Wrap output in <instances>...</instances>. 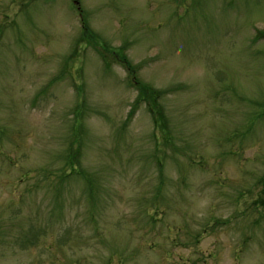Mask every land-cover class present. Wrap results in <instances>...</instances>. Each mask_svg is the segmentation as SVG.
I'll use <instances>...</instances> for the list:
<instances>
[{
	"label": "rangeland",
	"instance_id": "rangeland-1",
	"mask_svg": "<svg viewBox=\"0 0 264 264\" xmlns=\"http://www.w3.org/2000/svg\"><path fill=\"white\" fill-rule=\"evenodd\" d=\"M78 1L0 0V264H264V0Z\"/></svg>",
	"mask_w": 264,
	"mask_h": 264
},
{
	"label": "trees",
	"instance_id": "trees-1",
	"mask_svg": "<svg viewBox=\"0 0 264 264\" xmlns=\"http://www.w3.org/2000/svg\"><path fill=\"white\" fill-rule=\"evenodd\" d=\"M256 34H257V39H260L261 33L260 34L256 33ZM107 53L108 52H106L105 54H107ZM105 54H104V56L107 57L108 55H105ZM113 55L116 58V60H118L126 68L128 76L130 78H132V83L134 84V87L139 89V91L141 92V97H139L140 99L138 102L142 101L145 103L146 107L148 108V111L152 115V119L154 122L155 129L159 130L161 127H164V124L166 127V122L163 124V121H164L163 117H164L165 113L163 111V108H162V105L160 102V96H161L160 92L158 90H155V91L152 90L151 87L146 86L145 84H143L142 82H140L137 79V75H136L137 68L134 67V65H132V63L129 61V59L126 57V55L122 51H115V52L113 51ZM78 90H79V87H78ZM78 110L79 109H77L76 112ZM132 111L134 112L135 110H132ZM77 115H78V112H77ZM80 125H81V122L79 121L78 118H76V121L74 122V126H76V129L74 128V131H77L79 129ZM154 136L156 139L157 133H155ZM159 143L160 142L156 141V145L159 146L160 145ZM80 144L81 143L78 142V145H77L76 140H75V142H73L71 144V147H73L75 149L74 155H72L70 157V163L71 164H73L78 157V154L80 152V149H79ZM161 165H162V162L160 161L158 166H161ZM79 171L80 170H77L76 165H74L73 169L65 172L62 177H56V178L58 180L62 178L61 181L64 182L65 179L63 177L72 176V174L74 175L76 172L79 174ZM58 188H59V186H58ZM59 191L61 192L62 188L59 189ZM261 202L264 204V199L261 200Z\"/></svg>",
	"mask_w": 264,
	"mask_h": 264
}]
</instances>
